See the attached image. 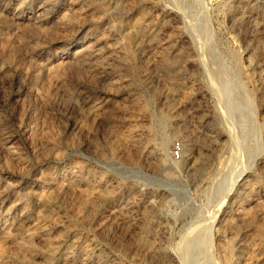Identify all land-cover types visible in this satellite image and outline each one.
Segmentation results:
<instances>
[{
    "label": "rangeland",
    "instance_id": "1",
    "mask_svg": "<svg viewBox=\"0 0 264 264\" xmlns=\"http://www.w3.org/2000/svg\"><path fill=\"white\" fill-rule=\"evenodd\" d=\"M0 264H264V0H0Z\"/></svg>",
    "mask_w": 264,
    "mask_h": 264
},
{
    "label": "bare ground",
    "instance_id": "2",
    "mask_svg": "<svg viewBox=\"0 0 264 264\" xmlns=\"http://www.w3.org/2000/svg\"><path fill=\"white\" fill-rule=\"evenodd\" d=\"M63 17H64V16H63ZM190 161H191V160H190ZM194 164H195V162H194ZM204 165H205V164H204ZM198 166H199V165H198ZM192 167H193V165H192ZM196 167H197V166H196ZM202 167H203V166L198 167L196 172H198V173L201 172L202 169H203ZM204 167H205V166H204ZM195 169H196V168H195ZM203 171H204V170H203ZM204 173H205V172H204Z\"/></svg>",
    "mask_w": 264,
    "mask_h": 264
}]
</instances>
